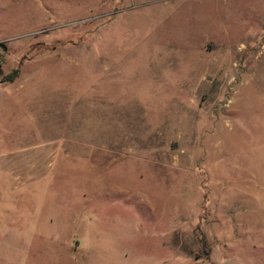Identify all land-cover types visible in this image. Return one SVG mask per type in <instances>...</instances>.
Here are the masks:
<instances>
[{"label": "rangeland", "instance_id": "1", "mask_svg": "<svg viewBox=\"0 0 264 264\" xmlns=\"http://www.w3.org/2000/svg\"><path fill=\"white\" fill-rule=\"evenodd\" d=\"M0 264H264V0H0Z\"/></svg>", "mask_w": 264, "mask_h": 264}, {"label": "trees", "instance_id": "2", "mask_svg": "<svg viewBox=\"0 0 264 264\" xmlns=\"http://www.w3.org/2000/svg\"><path fill=\"white\" fill-rule=\"evenodd\" d=\"M19 69H15L14 72L6 77L7 80H13L15 76L18 74Z\"/></svg>", "mask_w": 264, "mask_h": 264}]
</instances>
